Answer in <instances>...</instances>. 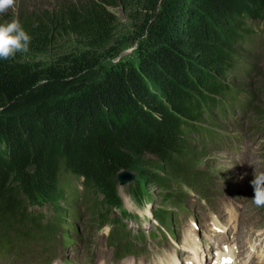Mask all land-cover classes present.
I'll use <instances>...</instances> for the list:
<instances>
[{"label":"trees","instance_id":"1","mask_svg":"<svg viewBox=\"0 0 264 264\" xmlns=\"http://www.w3.org/2000/svg\"><path fill=\"white\" fill-rule=\"evenodd\" d=\"M157 1L81 0L12 18L32 40L26 53L0 60L5 221L29 227L38 199L70 204L67 189L81 177L101 210L117 202L120 172L146 158L144 181L169 190L198 160L190 130L205 111L214 116L216 98L232 88L253 95L251 82L216 76L245 78L255 69L247 43L253 24L264 25V0H164L159 9ZM116 2L149 14L138 62H120L91 81L102 53L116 43Z\"/></svg>","mask_w":264,"mask_h":264},{"label":"rangeland","instance_id":"2","mask_svg":"<svg viewBox=\"0 0 264 264\" xmlns=\"http://www.w3.org/2000/svg\"><path fill=\"white\" fill-rule=\"evenodd\" d=\"M81 0H16V5L14 9H10L6 14H0V22L9 21L13 17H16L17 13L23 10L42 12L44 10L57 9L61 4L64 3H73ZM113 1V0H107ZM164 0L157 1V8H161ZM110 10L118 19V32L116 37V43L113 45L111 51H106L102 53L99 66L95 67L92 72L89 73L91 81H98L102 79L106 70L111 66L116 65L120 62H130L136 64L138 62L137 48L140 39L142 37L143 23L149 17V14H145L143 11L136 7L128 8L121 3L116 2ZM254 30L256 31L255 38L250 43L249 47L255 46V49L247 52L251 54L252 59L255 60V69L251 74L244 78V75L238 74L237 72L231 73V76L216 78L221 82H226L228 84H238L239 86H244L247 83L251 82L253 86L249 88L253 94L256 96V99L252 102L253 111L255 113V118L253 124L255 127L264 125V121L259 120L260 117L264 116V25L253 24ZM242 57H247V54L241 53ZM237 78V80L235 79ZM215 115V113H214ZM220 116V115H218ZM220 118V117H219ZM255 135H258V129L255 131ZM254 135V137H255ZM264 139V134L262 138ZM194 135L190 134L191 146L197 153L200 155L197 157L198 160L194 162L193 167L203 169V166L210 167L214 170H217L224 176V180L227 182L226 185L218 181L220 187L215 194L214 201L216 199V206L222 209L232 208L235 206L232 203L235 201L233 197H241L242 195H252V189L249 186V180L252 179L253 173L259 174L264 172V145L260 144L259 140L255 137L251 145L246 149V156L242 165L238 167H232L229 162L230 157L226 156V151L218 153L212 151V148L201 147L197 142L194 141ZM224 154V155H223ZM223 155V157H221ZM149 158L136 161L135 166L128 171L129 183L126 185H118L119 195L122 199L124 207L130 209L131 202L135 201L132 190L139 185L140 191L147 193L151 200L152 206L155 208L160 204L162 198L163 188L160 189V186L153 185L144 181L141 175L142 170H146ZM124 172V171H122ZM121 173V172H120ZM245 173L247 175H245ZM122 182V183H125ZM135 186V187H134ZM179 189V187H178ZM217 193H220L217 198ZM189 200L196 198L197 193L192 191L189 194ZM188 200V201H189ZM211 200V199H210ZM165 205V204H163ZM211 204L206 202L205 204H198L196 201V210L198 215L201 218L207 216V212L210 210ZM153 208V209H154ZM213 208V207H211ZM83 220V219H82ZM81 220L80 226H83V221ZM95 230V229H94ZM97 233H95L94 238L96 239ZM88 245V242H87ZM81 249H85L84 245L80 246ZM156 254V252H155ZM153 254L154 260L152 264H156V255ZM39 259V258H37ZM11 261L8 259H2L0 264H10ZM21 264V263H15Z\"/></svg>","mask_w":264,"mask_h":264},{"label":"clouds","instance_id":"3","mask_svg":"<svg viewBox=\"0 0 264 264\" xmlns=\"http://www.w3.org/2000/svg\"><path fill=\"white\" fill-rule=\"evenodd\" d=\"M16 0H0V14L14 9ZM32 37L17 19L0 23V60L8 61L15 58L18 52L29 50ZM245 175H247L245 173ZM252 189V200L257 206H264V172L253 173L249 180Z\"/></svg>","mask_w":264,"mask_h":264},{"label":"water","instance_id":"4","mask_svg":"<svg viewBox=\"0 0 264 264\" xmlns=\"http://www.w3.org/2000/svg\"><path fill=\"white\" fill-rule=\"evenodd\" d=\"M120 175H126V176H128V173L127 172H121L120 174H119V177H120Z\"/></svg>","mask_w":264,"mask_h":264},{"label":"bare ground","instance_id":"5","mask_svg":"<svg viewBox=\"0 0 264 264\" xmlns=\"http://www.w3.org/2000/svg\"><path fill=\"white\" fill-rule=\"evenodd\" d=\"M203 134H204V133H203ZM125 177L127 178V176H126V175H123V178H125Z\"/></svg>","mask_w":264,"mask_h":264}]
</instances>
